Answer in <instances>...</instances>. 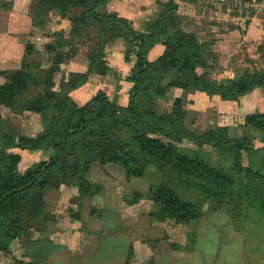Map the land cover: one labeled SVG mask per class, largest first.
Masks as SVG:
<instances>
[{
    "label": "rangeland",
    "instance_id": "obj_1",
    "mask_svg": "<svg viewBox=\"0 0 264 264\" xmlns=\"http://www.w3.org/2000/svg\"><path fill=\"white\" fill-rule=\"evenodd\" d=\"M45 1L0 0V72L5 74L0 77V87H5L7 76L17 71L27 72L41 82L29 86L13 107L0 108V172L9 170L11 155L20 158V175L50 161L54 146L34 150L23 147L19 140L64 132L71 102L81 108L103 93L112 104L126 108L135 86L130 78L136 58L131 55V63L125 61L132 45L123 26L93 22L79 0H57L64 11L44 5ZM180 1L174 12L166 9L167 3H159L156 16L145 23L159 37L157 51L152 52V48L148 54L150 63H156L167 48L176 49L181 32L194 35L202 46L197 78L214 86V90L264 81V0ZM109 2L98 9L106 17L115 16ZM37 5L41 16L33 20ZM190 47L187 44L180 53L192 49L189 54L194 55V45ZM93 59L96 64L86 83L73 88V81L88 72ZM103 69L107 72L104 76L100 75ZM175 79L173 74L165 78L163 95L150 92L152 111L159 116L180 111L188 133L201 136L215 132L241 142L245 151L238 157L221 147L189 139L174 145L208 161L222 177L230 173L236 181L262 190L258 183L261 180H252L246 170L256 172L263 165L264 130L254 125L264 116L263 87L256 85L252 91L224 100L220 93L167 88ZM45 94H50L49 109L40 114L31 112L32 101ZM53 94L57 99L52 98ZM178 99L182 102L180 108L176 105ZM149 124L144 128L151 129ZM115 132L127 151L138 159L144 157L131 130L117 128ZM154 137L171 142L162 134ZM93 143L88 140L86 145L98 144ZM81 154L64 156L55 169L57 175L51 177L55 186L45 189L41 201L34 192L14 203L12 221L18 222L22 231H16L17 239H0V264H153L147 247L156 246H183L190 253L186 257L190 262L196 247L211 250L224 241L230 245L238 240L244 242L247 263L264 264V206L257 197L242 196L237 187L224 191L208 178L199 177L204 175L193 170L190 174L180 173L172 164L159 170L152 165L143 178L131 180L126 179V171L119 165L108 164L106 169L97 165L85 179L103 189L96 196H85L80 191V177L72 171ZM158 184H166L183 200L200 205L204 217L187 225L172 220L152 221L149 214L154 206L145 195ZM137 192H141L142 201L132 204ZM213 225L218 229L213 230ZM154 226L165 233L157 232L158 238L162 236L158 241L150 239L153 231L149 229ZM234 230L240 236L234 237ZM219 246L216 249L220 251Z\"/></svg>",
    "mask_w": 264,
    "mask_h": 264
},
{
    "label": "trees",
    "instance_id": "obj_2",
    "mask_svg": "<svg viewBox=\"0 0 264 264\" xmlns=\"http://www.w3.org/2000/svg\"><path fill=\"white\" fill-rule=\"evenodd\" d=\"M87 10L89 18L95 23L101 24H118L127 31V39L130 40L131 48L125 55V61L131 63V55H135V63L131 68V82L134 88L130 94V103L126 108L118 107L112 104L103 93L98 94L84 107H78L70 99L65 102H71V110L68 116L67 128L64 132L58 134H48L36 139L22 138L19 140L23 147L40 150L47 146H54V155L50 161H43L38 166L29 170L27 174L20 175L17 171V164L20 158L17 155L9 157V170L0 172V239L10 237L17 239L16 231H22V226H17L16 221H12V210L15 208L14 203L23 201L22 195L35 192L39 201L42 200L43 192L47 187H54L51 177L55 176V169L62 162L65 155L77 154L79 158L74 162L72 171L80 177V191L85 196H96L103 189L97 184H92L85 179V176L91 170L95 163L102 166L116 164L123 167L126 171V179L143 178L149 167L156 165L158 170L164 169L168 165L172 166L180 173H191L204 175L200 178H208L212 185L222 187L224 191H230L232 188H239L240 195H250L257 197L264 206V157L263 165L256 172L252 169L246 170L250 173L252 180L259 181L261 187L259 191L253 190L249 184H243L242 181H236L233 174L221 176L220 170L213 167L208 161L203 160L200 156L190 155L187 149H181L174 145L173 142L183 143L189 139L198 144H212L214 147H221L237 154L241 157L245 148L241 142H233L225 137L217 135L215 132L204 133L203 135L190 134L184 128V114L178 111L176 114L159 116L152 111V98L150 92L157 95H163L165 88L162 82L169 75L173 74L176 79L168 87L180 89H193L199 92H205L209 95L220 93L221 98L228 100L235 96H240L246 91H252L256 85L264 89V81L250 82L246 87H224L214 90V86L198 77L196 71L201 67L199 53L202 46L198 44L197 38L188 36L179 32L177 39V48L174 50L166 49L165 54L154 64L147 59L152 48L159 43L158 34L148 24L146 33L135 32L129 23L122 18L115 16H103L101 9L109 0H79ZM44 5L51 6L61 11L60 2L57 0H48L43 2ZM174 0L166 4L169 12L176 10ZM33 20H38L41 12L38 11ZM98 10V13L95 11ZM39 23V21H37ZM36 22V24H37ZM194 45L195 54H189V49L184 54L180 53L186 45ZM196 47V48H195ZM29 53V46H28ZM198 58V59H197ZM67 62V60H66ZM96 60L93 59L89 70L84 75H79L80 80L73 81L72 87L76 84L86 83L88 75L93 72ZM106 69H103L100 75H106ZM5 74L0 72V77ZM8 84L0 87V108L13 107L17 97L28 89L29 86H39L41 82L24 71H17L7 76ZM50 94L35 98L32 101L31 112L43 113L49 109ZM57 96L53 94L52 98ZM57 99V98H56ZM178 108L182 106L180 99L176 100ZM255 126L264 130V116L257 118ZM150 123L152 128H144L145 124ZM127 128L131 130L137 139V145L140 152L144 155L141 159L136 158L132 152L126 150V146L119 142L115 130ZM155 134H162L171 142H163L154 137ZM96 145H86L87 141ZM113 140H115L113 142ZM241 165V164H240ZM241 167V166H240ZM242 170V169H241ZM57 175V174H56ZM250 178V177H249ZM89 188H92L90 191ZM26 194V195H27ZM153 203L154 210L149 214L152 221L167 222L174 221L176 224L187 225L200 221L204 217L201 206L190 201H185L181 196L166 184H158L151 187L145 195ZM217 197V196H214ZM37 200V199H36ZM142 201L141 192L136 193V198L132 204ZM38 203V202H37ZM264 208V207H262Z\"/></svg>",
    "mask_w": 264,
    "mask_h": 264
},
{
    "label": "crops",
    "instance_id": "obj_3",
    "mask_svg": "<svg viewBox=\"0 0 264 264\" xmlns=\"http://www.w3.org/2000/svg\"><path fill=\"white\" fill-rule=\"evenodd\" d=\"M170 1L172 0H112L108 5L110 11H112L114 15H118L119 18L127 21L129 25L140 34L146 32L147 27L145 26V23L147 20L153 18L154 15L156 16L158 8H160L159 3H168ZM174 1L177 4L181 2L180 0ZM158 47L159 46L156 45L152 52L154 50L157 51ZM97 165L103 168L101 164L95 163L91 168L90 174L94 170L93 167H97ZM107 167L108 165L105 166V169ZM212 229L215 230L218 228L213 225ZM149 230L153 231V234L155 233L150 236V239L153 241H158V239L162 237L158 238L159 235L157 232L165 235L164 230L156 226H154V229L151 227ZM234 235V237L240 236L236 231ZM217 246H219V244H216L214 249H204V251L201 248L197 249L198 247H196L195 251L192 252L193 260L190 259L192 260L190 262H187L186 260V257L190 255V253L187 252L183 246L177 248H161L159 246H156V248L154 247V249H150V247L147 248L152 252L151 257H153V264H251L247 263L245 259V247L242 240L234 241L233 244L231 243L230 245L226 244V241H224L223 243H220V251L219 249H216ZM177 256L183 257L181 258Z\"/></svg>",
    "mask_w": 264,
    "mask_h": 264
}]
</instances>
